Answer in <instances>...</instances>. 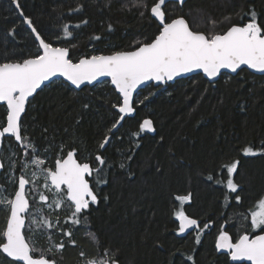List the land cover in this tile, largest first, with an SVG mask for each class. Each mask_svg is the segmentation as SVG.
<instances>
[{"label":"trees","instance_id":"16d2710c","mask_svg":"<svg viewBox=\"0 0 264 264\" xmlns=\"http://www.w3.org/2000/svg\"><path fill=\"white\" fill-rule=\"evenodd\" d=\"M18 2L44 39L68 47L74 62L82 56L131 50L157 34V22L147 12L142 17L144 9L135 6L139 0ZM153 3L147 0L149 8ZM78 6L79 11H71ZM165 8L169 18L183 16L193 31L223 32L232 24L247 23L250 9L264 25V0H188L183 7L169 3ZM22 21L11 0H0V62L36 53L37 43ZM64 23L80 27L71 28L72 38L57 40ZM97 36L99 40L94 39ZM118 98L108 82L76 91L60 79L28 104L22 134L48 156L52 167L59 155L72 149L81 162L94 168L101 167L95 161L97 154L106 161L99 176L94 173L90 180L98 202L90 204L80 224H62L72 231L75 245L68 237H52L51 241L63 242L65 248L48 258L57 264H79L100 258L108 250L119 264H230L228 256L219 255L215 247L222 228L233 242L239 235L260 233L251 232L248 216L264 198V156H244L243 148L259 151L264 144V76L243 69L236 76L222 75L214 84L196 75L169 85H148L135 98L136 115L126 118L101 150L99 142L119 117L112 108ZM5 115V108L0 107V123ZM145 118L153 121L156 134L133 135L139 133ZM6 144L15 149L17 162L25 160L23 150L10 139L2 146V162ZM237 160L233 179L238 192L228 193L224 166ZM6 172L7 166L0 175V186L14 191L16 185L5 182ZM101 179L107 182L98 183ZM189 194L190 201L183 204L175 199ZM237 194L241 203L235 200ZM181 207L190 218L200 220L201 228L210 223L199 243L196 231L177 234L174 212ZM5 216L7 212L0 209V230ZM49 242L37 249L46 250ZM0 264H10V260L0 255Z\"/></svg>","mask_w":264,"mask_h":264},{"label":"snow or ice","instance_id":"6c2138e0","mask_svg":"<svg viewBox=\"0 0 264 264\" xmlns=\"http://www.w3.org/2000/svg\"><path fill=\"white\" fill-rule=\"evenodd\" d=\"M23 17V24L31 30L34 43L38 42V49L34 55L16 60L0 62V107H4L6 116L0 123V146L5 140L13 139L23 150L25 157L31 155L30 162H24L20 168V175L13 176L11 182L16 185L14 194L4 195L5 189L0 186V207L7 212L6 223L0 230V255L10 258L11 262L22 264H57L55 259H49V254L55 255L62 252L65 244L54 243L46 250H38L26 237L24 229L28 220L30 230H60L63 236L68 237L72 245V231L60 228L59 222L53 223L49 218L50 213H44L46 205L50 209H61L67 205L70 215L65 223L71 225L80 224L82 214L89 209L90 204L98 202L96 192L90 184L89 177L103 171L106 161L101 154L95 156V161L101 166L94 168L88 162H80L77 152L72 149L66 155H59L55 159L54 167H44L46 160L37 153L39 149L31 141L30 137L22 134V115L26 112L30 98L34 97L37 90L46 86L56 77H62L76 88L85 83L92 84L101 78H110L111 85L119 94L118 102L112 105L116 109L119 118L115 120L108 134L99 142L98 148L103 150L111 141L113 130L120 126L126 116L134 113L133 94L137 88L146 82L154 81L165 84L175 77L193 71H201L207 78H216L222 70H230L236 73L241 66L264 73V25L258 22L257 13L250 9L247 23L232 24L223 32L193 31L183 16L169 18L166 13L168 0H154L149 8L147 0H139L135 5L142 7L140 15L145 12L157 22V34L154 38L144 42H138L131 50L114 51L111 54H94L82 56L73 61L68 47L54 46L47 42L34 25L33 20L24 15L18 0H11ZM180 5L185 0H177ZM81 6L71 11H79ZM87 23V21H83ZM215 23V22H213ZM72 27L68 23L62 25V36L56 39H70L73 37ZM111 30V26H109ZM9 32V35H12ZM99 40L100 37H94ZM147 99V97H145ZM88 107L87 104L84 105ZM243 110V109H242ZM154 131L151 120L145 119L139 125V135L143 132ZM62 152V149H61ZM244 156H264V144L259 151H254L251 146L243 148ZM131 159V157H129ZM239 161L225 165L228 174L225 187L228 193H237L238 185L234 182L233 175L238 170ZM39 169L44 177L45 191H39L32 185L38 184V180L30 179L27 172L30 168ZM12 167H15L13 162ZM123 167V165H121ZM5 164L0 162V169ZM37 172L32 171V177ZM208 179H212L211 176ZM99 180L98 183H106ZM47 193L54 197L51 201ZM38 196L41 209L35 216H29L31 203L29 197ZM175 199L181 204L190 201L191 196L179 195ZM225 199H228L226 195ZM237 203H241L239 194L235 196ZM251 230L254 233L259 230L262 234H242L233 242L227 231H220L216 237L215 247L218 251L224 250L232 261H247L250 264H264V198H261L254 209L250 211ZM179 222L177 234H183L189 229L196 230V242H200V235L210 227L205 223L200 227V222L186 215L183 208L174 212ZM247 219V217H245ZM95 239L93 233L89 234ZM51 242L52 237L49 236ZM39 251V256L35 253ZM81 257L84 253H80ZM192 259L191 256L188 257ZM87 264H119L115 254L109 255L108 250L100 258L88 260Z\"/></svg>","mask_w":264,"mask_h":264},{"label":"rangeland","instance_id":"374dc122","mask_svg":"<svg viewBox=\"0 0 264 264\" xmlns=\"http://www.w3.org/2000/svg\"><path fill=\"white\" fill-rule=\"evenodd\" d=\"M137 96V95H136ZM135 96V98H136ZM135 101V99H134ZM3 146V145H2ZM7 153L5 155V161L4 164L5 166H7V172L4 176L5 178V182H7L9 184V186L13 185V183L11 182L13 176L15 177H18L21 173H20V168L22 166V164L24 162H30L31 160V155L25 157V160L24 158L21 160V162H17V155L15 153V149L11 146V145H7ZM3 154V151H2V148H1V156ZM41 158H44L46 160V164L44 165V167H52L51 166V162L50 160L48 159V156H44L42 153L38 152L37 153ZM2 158V157H1ZM13 162H15V167H12L13 165ZM35 170L37 172V175L35 177H32V171ZM17 172H19L20 174L18 175ZM27 175L29 176L30 179H33V180H38V184H35V185H32L34 187H37L39 189V191H45L44 189V177L43 175L40 173L39 169H33L31 166L27 172ZM10 188H8L7 190H5L4 192V195H12L14 194V191H9ZM49 198H50V201L54 198L52 196V193H47ZM30 199V203H31V209H30V214L29 216H35L36 215V211L37 210H40L41 209V202L39 201V198L38 196H31L29 197ZM0 209L2 211H5L2 207H0ZM254 209V207H253ZM43 212L44 213H50V216L49 218L52 220V222L55 224L57 223V221L59 222V226L60 228H62V224L63 222H65L67 216L70 215V211H69V208L67 207V205H64L61 209H50L48 208L46 205L43 207ZM6 217L4 218L3 220V223L6 221ZM249 217V220L248 222H250L251 218H250V215L248 216ZM71 228V226L68 227V229ZM63 229V228H62ZM251 230V224H250V228ZM67 230V229H66ZM24 231L26 232V237L30 240V242L32 244H34V246L38 249H40L41 245L43 244V242H49V236L53 237V239H55V237L59 238L60 236L63 237V234H62V231L60 230H45V231H37V232H34L32 230H30L29 228V224H28V220H26V227L24 229ZM258 231V230H256ZM255 231V232H256ZM252 232V230H251ZM52 244H54L53 241L49 242L47 244V248H50L52 247ZM79 264H87L86 261H81V263Z\"/></svg>","mask_w":264,"mask_h":264},{"label":"water","instance_id":"95a60500","mask_svg":"<svg viewBox=\"0 0 264 264\" xmlns=\"http://www.w3.org/2000/svg\"><path fill=\"white\" fill-rule=\"evenodd\" d=\"M187 1H188V0H185V3H186ZM169 3H176V4H178L179 6H182V7H183V5L185 4V3H184L183 5H180V4L177 2V0H168L167 4H169ZM167 4H166V5H167ZM13 6H14V8L16 9V6H15L14 4H13ZM16 10H17V9H16ZM17 11H18V13H19V10H17ZM20 17H21V16H20ZM21 19L23 20V17H21ZM24 25H25V24H24ZM25 27L27 28L26 25H25ZM27 29H28V28H27ZM28 30L31 32L30 29H28ZM33 38H34V36H33ZM37 46H38V42H37ZM109 54H110V53H109ZM104 55H108V54H104ZM243 69H244V70H247L248 72H250V73L253 74V75H256V76H264V73H260V72H256V71H254V70L248 69L247 66H241V69L238 70L236 73H233V72H231L230 70H222L221 73H220L216 78H214V79H209V78H207V77H206L201 71L197 70V71H193V72L186 73V74H182L181 76L175 77L172 81H168V82L165 83V84H159V85H157V83L154 82V81L146 82L145 84L140 85V86L137 88V90L134 92V94H133V101H134V99H135V96H136V95H137L142 89L148 87V85H149V86H150V85H153L154 87L163 86V85H169V84H173V83H175V82H177V81H179V80H184V79L186 80V79L191 78V77L196 76V75H201L205 80H207V81L210 82L211 84H214V83H216V82L221 78L222 75L236 76V75L238 74V72L241 71V70H243ZM60 79H61L62 81H64V82H66L69 86H71L72 88H74V90H76V91H80L81 89L86 88L87 86H88V87H94V86H97V85H99V84L102 83V82H108V83L110 84V86L113 88V90L115 91L114 86L111 85L110 78H101V79H100L99 81H97V82H94V83H92V84H87V83H85V84L82 85L80 88H76L75 86L71 85L70 82L64 80L62 77H56V78L53 79L52 82L47 83L46 86H48V85H50L51 83H53V82H55V81H58V80H60ZM46 86H44V87H46ZM44 87H42L41 89L37 90V93L40 92ZM37 93L34 94V97H35V95H36ZM115 93L119 96V94H118L116 91H115ZM34 97L30 98V101H31ZM27 107H28V106H27ZM136 111H137V110H135L133 114L126 116L125 119H126V118H133V117L136 115ZM24 114H25V113H24ZM24 114L22 115V118H23ZM5 116H6V115H5ZM125 119L121 122L120 126H118L117 129L113 130V132L117 131V130L121 127V125L123 124V122L125 121ZM145 119L151 120V119H149V118H145ZM145 119H143L141 122H143ZM151 121H152V120H151ZM141 122H140V123H141ZM152 124H153L154 131H152V132H147V131H145L144 133H146V134H148V135H151V136H154V134H156V129H155V127H154V123H153V121H152ZM113 132H112V133H113ZM13 140H14V138H13ZM14 141H15V140H14ZM1 148H2V146H0V162H2V160H1ZM80 162H81V161H80ZM2 163H3V162H2ZM88 163H89V162H88ZM54 164H55V163H54ZM91 166H92V165H91ZM3 171H4V169H0V175L2 174ZM91 178H92V177H89V178H88L89 181L91 180ZM90 184H91V181H90ZM91 186H92V184H91ZM93 191H94V190H93ZM198 221L200 222V220H198ZM200 224H201V222H200ZM178 226H179V222H178ZM224 229H225V227L222 228V230H224ZM23 231H24V230H23ZM195 231H196L195 229H189V230H187L185 233L180 234V236H185V235L191 234L192 232H195ZM254 234H255V233H254ZM258 234H262V233H258ZM216 251H217V253H218L219 255H220V254H225V255H227L228 258H229V263H230V264H250V262H247V261H232V260L230 259L229 255H228V253H227L226 251H224V250H220V251H218V250L216 249ZM5 257H6V256H5ZM6 258H7V257H6ZM7 259L10 260V258H7ZM19 264H22V262H19Z\"/></svg>","mask_w":264,"mask_h":264},{"label":"bare ground","instance_id":"6f19581e","mask_svg":"<svg viewBox=\"0 0 264 264\" xmlns=\"http://www.w3.org/2000/svg\"><path fill=\"white\" fill-rule=\"evenodd\" d=\"M119 118V117H118ZM13 140V139H12ZM15 142V141H14ZM16 143V142H15ZM261 233V232H260ZM258 234V233H257Z\"/></svg>","mask_w":264,"mask_h":264}]
</instances>
